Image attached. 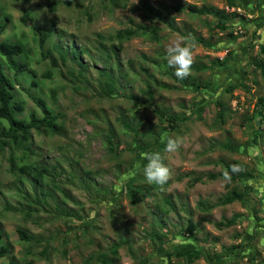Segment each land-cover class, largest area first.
Instances as JSON below:
<instances>
[{
    "label": "rangeland",
    "instance_id": "rangeland-1",
    "mask_svg": "<svg viewBox=\"0 0 264 264\" xmlns=\"http://www.w3.org/2000/svg\"><path fill=\"white\" fill-rule=\"evenodd\" d=\"M188 5L224 10L227 28L178 10ZM0 23V40L26 47L17 59L35 73L16 77L22 108L14 114L40 118L28 97L36 95L61 128L30 130L32 153L14 152L17 166L47 169L40 183L11 172L10 151L0 152V232L9 249L0 264H104L102 256L107 264H264V0H0ZM141 27L159 28L157 40ZM33 28L50 34L43 48ZM123 30L137 35L121 41ZM184 38L195 44L193 64L178 79L166 47ZM104 71L115 80L109 94ZM155 109L189 118L170 130ZM164 133L183 138L177 152H165ZM139 148L159 152L170 168L162 188L145 180ZM225 164L238 166L234 181L224 179ZM198 176L204 182L192 186ZM232 190L243 199L218 206ZM231 218L233 226H215ZM183 245L200 257H176Z\"/></svg>",
    "mask_w": 264,
    "mask_h": 264
},
{
    "label": "trees",
    "instance_id": "trees-1",
    "mask_svg": "<svg viewBox=\"0 0 264 264\" xmlns=\"http://www.w3.org/2000/svg\"><path fill=\"white\" fill-rule=\"evenodd\" d=\"M25 1V0H21ZM115 6H123L121 4L114 3ZM232 4V3H231ZM56 4L51 5V10L54 9ZM178 10H186L189 13H198V14H204L212 16L216 19V26L220 31H224L228 23L230 21V17L224 12V10L221 9H215V8H206L201 7L197 8L194 5H188L186 7L178 6ZM27 19L29 20L28 15H24L21 20L26 23ZM5 24L0 23V36L5 31ZM140 29L143 30V34L145 35L149 33L151 35V38L153 40H157L159 28L153 27V28H147V27H141ZM33 35L35 38L37 37L38 46L40 48H43V43L47 41L50 38V34L48 32H42L38 28H33ZM137 31H118L116 34V37L122 41V39L128 40L132 36H136ZM117 48L120 49V46L117 45ZM260 51L264 54V46H261ZM29 53V50L26 47L21 46L18 42L10 43L6 41L0 40V58L4 59L5 64L7 65L8 69L12 72L13 78L8 77L5 74L3 64L0 61V124L4 125L5 127H2L0 129V152L3 149L10 151V156L8 158V164H9V170L11 172L17 171L21 175H27L28 177L32 178V182L40 183L43 180L44 175L47 173V169L45 167L38 169L34 167L32 164H21L17 166V160L14 157V152L16 150L21 151L24 155V158L28 156L29 153H32V149L30 147V144L28 141L30 140V130H40V129H46L50 131L51 133H60V125L57 123L56 119L57 117L53 114L51 109L48 107L46 102L32 94H28V97L34 102L36 107L40 110L42 116L40 118H37L36 115L31 114L28 119H17L16 115L14 114L16 110H21L22 106L21 103L18 101H14L15 93L14 88L15 85L18 82L17 76L20 72H27L31 76H35V73L26 66V63L19 62L17 57L21 56L23 53ZM83 52V51H81ZM74 56H78L80 54L79 52L73 51ZM24 56V55H22ZM21 56V57H22ZM108 57V56H107ZM53 63V61H52ZM54 64V63H53ZM80 67L85 68V65H83L82 62H79ZM257 66L261 69L262 73L264 74V62L259 61L257 63ZM142 71L147 74V71L145 69H142ZM104 76L107 77V81L105 82L106 89H103L102 92H106V94L111 93L114 91L115 87V80L112 79L105 71L103 72ZM174 77V76H173ZM264 78V75H263ZM31 84L33 86L36 85L35 81H31ZM147 95L148 100H152L153 93L151 91V86L146 85V89L144 92ZM257 112L259 115V118L262 119V113L264 111V105L262 104V100L260 99L258 101L257 105ZM155 113L158 115V119L160 122H166L169 126L170 130L176 129L178 123L182 120L188 119L189 117L185 115L181 116H172L167 115L166 112L161 111L159 109L154 110ZM199 112V111H198ZM218 115L221 117L222 111L218 110ZM127 129H130L129 126H126ZM157 142V141H156ZM109 147L111 149L112 141H108ZM159 146H162L160 144ZM140 152H146L147 150L145 148H139ZM20 159H18L19 163ZM227 171L230 174L231 181H234L237 175V172L232 171L231 165L225 164L224 165V172ZM209 180H212L215 178L213 174L206 176ZM204 182L203 177L198 176L193 179L192 186ZM44 196V194H42ZM243 199V193L237 192L235 190H232L227 194L225 197L220 199L217 203L218 206H226L230 205L236 201H241ZM235 224V218H231L229 220H224L221 222L216 223V227L218 229L223 228H229ZM18 236L21 241L27 242L31 240V237L26 234L23 230L17 231ZM120 244H116L115 248L111 250L113 254L116 253L117 247H119ZM183 250H180L175 255L176 257H182L184 261L192 262L200 257V254L198 252H192V246L189 245H183ZM9 254L8 247L3 243V234L0 232V259L7 257ZM104 259V260H103ZM104 264H107L108 261L102 256V260ZM8 264H15L14 262L10 261ZM26 264H32V262H28ZM141 264V263H139Z\"/></svg>",
    "mask_w": 264,
    "mask_h": 264
},
{
    "label": "clouds",
    "instance_id": "clouds-1",
    "mask_svg": "<svg viewBox=\"0 0 264 264\" xmlns=\"http://www.w3.org/2000/svg\"><path fill=\"white\" fill-rule=\"evenodd\" d=\"M195 44L188 38L183 40H173L166 47V59L169 67L175 70L174 74L178 79H185L190 75V69L193 64V49ZM19 119L18 117H16ZM161 143L165 145V152H177L184 141L183 138L173 137L168 133L161 136ZM142 158L147 161L143 168V175L149 184L159 185L161 188L168 183L171 178L170 168L163 162V158L159 152H145ZM232 171L238 169L237 165H232ZM225 180H230L229 172L223 173ZM32 179V178H31ZM264 243V241H262Z\"/></svg>",
    "mask_w": 264,
    "mask_h": 264
}]
</instances>
